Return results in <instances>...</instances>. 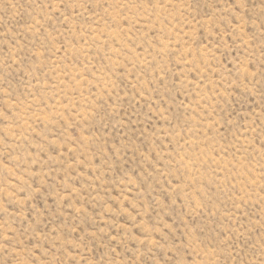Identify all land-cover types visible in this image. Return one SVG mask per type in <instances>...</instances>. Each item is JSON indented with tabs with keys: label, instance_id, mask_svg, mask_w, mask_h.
I'll return each mask as SVG.
<instances>
[{
	"label": "rangeland",
	"instance_id": "rangeland-1",
	"mask_svg": "<svg viewBox=\"0 0 264 264\" xmlns=\"http://www.w3.org/2000/svg\"><path fill=\"white\" fill-rule=\"evenodd\" d=\"M0 264H264V0H0Z\"/></svg>",
	"mask_w": 264,
	"mask_h": 264
}]
</instances>
